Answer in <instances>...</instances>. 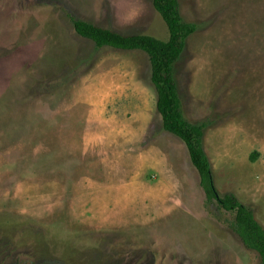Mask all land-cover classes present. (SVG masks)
Wrapping results in <instances>:
<instances>
[{
    "label": "rangeland",
    "instance_id": "374dc122",
    "mask_svg": "<svg viewBox=\"0 0 264 264\" xmlns=\"http://www.w3.org/2000/svg\"><path fill=\"white\" fill-rule=\"evenodd\" d=\"M178 1L197 25L174 66L184 116L206 123L218 195L264 228V0ZM71 17L168 39L152 0H0V264H261L235 214L207 203L183 141L163 133L147 54L97 48ZM107 96L119 120L148 110L152 124L143 142L111 136L109 171L150 152L167 189L153 173L142 193L92 180L106 156L82 150L84 118Z\"/></svg>",
    "mask_w": 264,
    "mask_h": 264
},
{
    "label": "trees",
    "instance_id": "16d2710c",
    "mask_svg": "<svg viewBox=\"0 0 264 264\" xmlns=\"http://www.w3.org/2000/svg\"><path fill=\"white\" fill-rule=\"evenodd\" d=\"M152 5L166 24L168 39L148 34H124L90 21L71 17L75 32L94 43L97 48L141 50L148 56L151 82L157 94L156 109L164 131L178 137L185 144L192 166L199 176L207 203L216 201L219 208L235 214L234 232L244 245L261 256L264 264V228L256 221L252 210L231 192L218 195L210 160L204 150L203 137L206 123L188 121L175 81V63L179 60L187 39L197 31V25L182 20L178 0H152Z\"/></svg>",
    "mask_w": 264,
    "mask_h": 264
},
{
    "label": "crops",
    "instance_id": "0c3cea01",
    "mask_svg": "<svg viewBox=\"0 0 264 264\" xmlns=\"http://www.w3.org/2000/svg\"><path fill=\"white\" fill-rule=\"evenodd\" d=\"M156 11V10H155ZM157 12V11H156ZM148 25V24H147ZM146 25V26H147ZM145 26V24H144ZM139 32H128L124 34H134ZM143 34V33H139ZM154 36V33H150L148 35ZM109 96L105 100H101L99 103L101 108H89L86 111L84 124L87 128L85 132L82 150L97 149L102 150L101 155L106 156L105 162H101L103 165V170L100 172L101 174L97 176L96 179L98 182H101L99 187L102 185H113L115 190L117 191V195H121V192L128 193H142V191L150 188L152 185H155V180H151L148 175L149 173H153L154 175L158 174L161 177V180L157 185L161 187L165 184L167 177L164 172L162 160H159L156 155L151 154L149 151V157L143 158L142 152L138 150V152L133 153V157L130 160V168L123 172L115 171L113 174L109 171V159H110V141L111 136L116 139L117 143H123L127 145L129 140H125L126 137H129L131 133V140L137 141L141 140L143 142V137L141 136L143 133H146L148 129H151L152 124H150L151 112L148 110L137 111L142 113V118H140V122L138 124H130L126 120H119V116L123 111L117 110H109ZM157 100V97H156ZM98 104V105H99ZM99 107V106H98ZM158 113L157 109L154 112ZM145 121V122H144ZM134 123V122H133ZM146 123V124H145ZM94 130H99L96 132ZM163 133L165 134L166 132ZM123 134V135H122ZM162 134V133H161ZM144 136V135H143ZM142 137V138H141ZM122 140H125L122 142ZM118 143V144H119ZM151 145V143H150ZM140 148V147H139ZM84 153H87L84 151ZM144 153V152H143ZM147 151L145 152V154ZM104 157V156H103ZM143 160H142V158ZM117 166H115L116 168ZM93 182V181H92ZM94 183V182H93ZM103 183V184H102ZM96 187V188H99ZM157 187V186H156ZM166 186H163V188ZM94 188V187H93ZM167 189V188H166ZM161 190V189H160ZM91 209L93 206H90Z\"/></svg>",
    "mask_w": 264,
    "mask_h": 264
}]
</instances>
